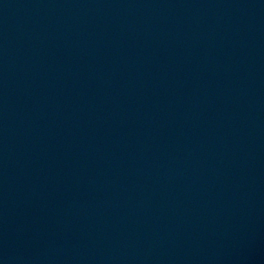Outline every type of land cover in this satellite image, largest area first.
Segmentation results:
<instances>
[{
  "label": "water",
  "instance_id": "obj_1",
  "mask_svg": "<svg viewBox=\"0 0 264 264\" xmlns=\"http://www.w3.org/2000/svg\"><path fill=\"white\" fill-rule=\"evenodd\" d=\"M10 264H264V0H0Z\"/></svg>",
  "mask_w": 264,
  "mask_h": 264
}]
</instances>
